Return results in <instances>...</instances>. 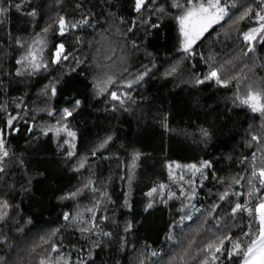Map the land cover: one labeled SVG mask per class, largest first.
I'll use <instances>...</instances> for the list:
<instances>
[{
  "label": "trees",
  "instance_id": "1",
  "mask_svg": "<svg viewBox=\"0 0 264 264\" xmlns=\"http://www.w3.org/2000/svg\"><path fill=\"white\" fill-rule=\"evenodd\" d=\"M15 2L23 4L22 11L17 12L13 7L7 19L0 25V67L4 71L14 73L18 67L15 60L22 49L15 44V38L20 37L26 43H31L36 34L47 37L44 52L46 57L51 56L49 49H52L55 43L64 42L69 51L78 49L76 55L84 60V63L71 73L66 67L50 66L47 72L32 77H0L3 80L0 85V106L7 110L0 111V127H4L3 121L8 113L15 115L20 112L16 108L17 103L28 109L27 115L20 112L27 124L21 120L16 125L20 129L19 132L6 135V143L12 156L5 165L8 174L0 181V198L9 199L13 207L8 210L10 216L6 222H0V238H8L7 242L0 244V264H5V261L8 264H38L47 246L37 248L35 253L31 252V249L42 242L41 237L65 223L63 212H74L77 203L81 208L91 206L90 192L81 195L78 201L58 199L66 192L75 191L76 187L89 177V169L94 173L92 179L97 181V187H107L113 201L111 204L105 201L98 215H107L110 220L115 219L119 224L118 230L115 225H108L105 230H113L115 239L110 242V246L95 249L89 264H116L117 260L119 264H135L139 251H143L147 256L151 250L160 252L161 255L149 257L146 264H168L192 239L195 244L191 251L195 255L205 239L216 230L217 223L222 225V233L230 234L233 238H243V233L249 231L250 218L244 213L239 214L235 220L231 219L230 206L227 202L219 201V195L225 190L227 183H232L233 178L249 174L245 171L247 162H240L243 157L247 156L250 160L252 153L256 152L259 160L261 152L255 145L248 147L246 141L251 139L250 132H262L261 117L246 107L233 104L235 80L231 81L228 88H220L208 82L197 87L193 86L192 74L206 73L209 64L214 63L217 68L223 66L221 74L225 78L240 73L247 74L249 82L264 81V44L259 40L254 41L256 51L249 53L247 57L242 55L247 51V45L241 33L256 26L254 20L246 19L233 25L231 20L226 18L213 26L197 42L194 46V59L182 61L183 54L177 51V25L171 16L161 21H157L154 16L152 20L160 24L158 28L149 29L147 33L143 30L136 32L139 52L127 50L124 37L117 34L115 27L105 31L109 28V23L113 22L126 31L135 15L131 11L130 0H110L107 4L105 0H83V10L87 12L91 9L99 23L95 29L77 30L74 34H66L65 37L56 34L55 26L50 28L47 34H44L42 29L52 23L58 14L79 18L75 4L81 0H63L60 6H57V0ZM33 9L37 13L34 18L25 15ZM102 12L104 15H101ZM108 12L115 15L107 17L108 22H105ZM119 17H124L127 24H119ZM77 37H81L83 42L77 44ZM148 53L152 55L149 56ZM201 55L204 60H201ZM122 57H126L127 65L121 63ZM178 61L181 62L182 71L175 77L165 78V70ZM193 63L195 68L192 67ZM153 64L156 65L155 68H152ZM245 64L248 67H245ZM125 66L129 67L131 73H124L125 79H132L139 72L145 71V66L151 68L154 75L150 73L145 77L146 82L135 85L131 90V96L136 103L131 105L130 112H114L111 110V102L105 103L104 96L94 98L93 82L96 77H103L106 73L120 76ZM60 78L62 83L57 85L58 94L49 101L50 105L59 111L65 106H70L68 101L72 98L82 101L81 107L69 118L71 128L77 132L75 155L70 161L66 157L68 145L63 143L64 139H67L65 134L61 133L59 137H55L49 133L45 136L40 131L41 127L47 124H55L56 117H49L46 112H33L37 106H43L44 97L38 95L43 86ZM245 91L246 88L241 87L242 95ZM33 114L36 115L34 121L31 119ZM165 115L168 117L169 128L174 131L164 130L162 121ZM33 124L35 127L29 133L27 127ZM200 126L209 128L212 133L207 145L200 142ZM108 136L112 137L109 144L97 151L96 157H92V151ZM58 144L62 147L58 148ZM134 149L138 150L141 156L136 162L134 179L129 187L126 178L120 179L127 171L126 168L122 170L120 162H130ZM85 156L88 157L85 169L74 171L73 166ZM202 160H208L213 165L205 170L208 178L203 180V187L199 173L193 177L191 170L177 169L175 164L173 170L177 179L174 183L169 181L168 169L165 166L167 163H195L199 166ZM213 174L227 183L222 184L214 180ZM180 175L184 176V180L179 179ZM29 178L32 179L31 192L23 193L21 187L27 185ZM193 179L197 195L189 202L187 195H179V189L183 186L185 193L190 194L192 185L188 181ZM106 180L109 181L107 185L103 184ZM161 182L168 184L178 198L169 200L167 204L160 203L158 198L154 206L145 211L148 198L144 193L154 184ZM9 185H12L14 190L9 189ZM228 190L246 194L247 180L241 181L240 185L232 183ZM125 192L129 194L128 203L131 210L123 206ZM260 194H264V190H261ZM244 198L240 197L239 202L243 203ZM237 199L231 197L233 202ZM181 201L189 204V208L194 205L201 211L194 212L192 220L185 221L181 227L173 229L177 241L173 243L165 239V234L169 225L174 220H179L180 213L177 210L182 206ZM213 203L221 204L222 207L213 213V219H208ZM105 207L107 212L104 211ZM206 219L208 223H202ZM28 220H31V223H26ZM125 221L133 223L130 234L123 232ZM255 228L253 221V232ZM197 229L200 231L199 235ZM63 231V237L57 239H63L65 246L61 251L70 255L72 264H76L78 257L87 258L90 241L82 239L79 232H73L71 229ZM33 234L38 236L28 239L23 246L22 243ZM120 236H126L129 241L123 251L119 250ZM244 239L246 243L247 238ZM145 245H150V249H146ZM81 246L84 247V252L80 251ZM234 259L239 264L240 258ZM189 264H197V261H190Z\"/></svg>",
  "mask_w": 264,
  "mask_h": 264
},
{
  "label": "snow or ice",
  "instance_id": "2",
  "mask_svg": "<svg viewBox=\"0 0 264 264\" xmlns=\"http://www.w3.org/2000/svg\"><path fill=\"white\" fill-rule=\"evenodd\" d=\"M63 0H57V6H60ZM105 3H110V0H105ZM131 11L135 14L131 18V23L128 24L126 31L122 30L119 25L109 23V28L105 31H109L115 27L117 34L124 37L125 45L129 52H139L140 45L136 40V32L143 30L146 33L149 29H155L160 26L158 22H153L152 17H156L157 21L163 20L165 17L171 16L177 25V51L182 53L181 60L194 59L196 52L194 46L197 41H200L204 34L215 24H219L226 18L231 20L233 25L239 24L242 21L254 20V27H249L247 31H243V41L247 45V51L242 55L247 57L249 53L256 51L253 44L254 41L259 40L264 44V0H130ZM15 8L17 12L22 11L23 4L16 3L15 0H0V25L7 19L9 12L12 8ZM85 5L83 0L75 4V10L78 12L77 16H67L64 14H58L57 18L52 23L47 24L42 32L47 34L50 28L55 26L56 34L60 37H65L66 34H74L77 30H85L87 28L95 29L96 24L99 23L95 18V13L89 9L85 12ZM235 10V11H233ZM25 15L35 17L37 15L35 9L31 12H26ZM101 15H104L102 12ZM112 12H108L105 17L114 16ZM119 24H127L124 17H119ZM237 31H240L237 29ZM131 34V35H129ZM77 44L83 42L81 37L76 38ZM15 44L22 49L21 54L15 60V64L18 66L15 72L4 71L0 67V77L7 78L8 76L32 77L41 72H47L50 66L66 67L68 72H75L79 66L84 63L79 56L76 55L78 49L69 51L64 42H58L53 45L50 57H46L44 52L47 47V37L36 34L31 43H26L22 38L16 37ZM151 56V53H148ZM201 60H204V56L201 55ZM121 63L127 65L126 57L121 58ZM156 65L153 64L152 68ZM195 68V63L192 64ZM245 67H248L245 64ZM223 66L217 68L215 64H209V70L206 73H193V86H200L208 82L214 84L220 88H228L231 81H236V91L233 96V104L237 106H243L249 109L253 114L258 113L261 117V129L262 132H250V141H246L248 147L255 145L261 152L259 160L257 159L256 152L252 153L251 159L247 156L241 159V164L247 162L245 171H248L247 176L239 175L238 178H233L232 183L240 185L241 181L247 180L248 190L247 193H241L237 191H229L232 187V183H227L213 174V179L218 180L220 183H227L225 190L219 195V201L227 202L230 206V218L235 220L239 214L246 213L250 218L249 231L243 233V238H233L230 234H224L220 231L222 225L216 224V230L211 236H208L202 247L194 255L191 251L195 240H189L187 246L182 247L168 262V264H189L190 261H197V264H237L234 257H238L239 264H264V194H260L261 190H264V81L257 83L256 81L249 82L247 74L241 75L236 73L229 78H225L222 74ZM181 62H177L168 67L164 72V77H175L178 72H181ZM124 73H130L128 66L123 68L120 76L115 73H106L103 77H96L93 82L94 98L104 96L105 103L111 102V110L130 112L132 110L131 105L136 103L135 99L131 96V90L135 85L142 84L145 81V77L152 73L151 68L145 66V71L139 72L132 79H125ZM154 75V73H152ZM63 75V74H62ZM62 83V78L56 79L55 82L49 81L41 89L39 96L44 97L42 101L43 106H37L33 110L36 112H46L49 117H56L55 124H47L41 127L40 131L43 135L47 136L52 133L55 137H59L61 133H64L67 139H64L63 143L68 145L66 157L70 161L74 155L76 148L75 141L77 140V132L74 131L69 122V118L73 116V113L81 107L82 101L77 98H72L68 101L70 106H65L61 110L53 108L49 101L55 98L58 94L57 85ZM3 84V80L0 79V85ZM241 87H245L246 91L242 95ZM16 108L20 112L28 114V109L22 108L21 103L16 104ZM0 111L6 112L7 110L0 106ZM20 112L12 115L8 113L6 119L3 121L4 127H0V181H3L8 174L6 163L11 159L12 153L10 152L6 143V135L10 136L13 132H19V128L16 126L21 120H24V116L20 115ZM31 119L34 121L36 115L33 114ZM168 117H163L162 126L166 132L174 131L169 128L167 123ZM27 124V120H24ZM35 125H28L27 131L31 133ZM200 142L207 145L208 141L212 138V133L209 128L200 126L198 129ZM112 140L111 136L104 139L96 148L92 151V157H96L97 151L105 148ZM61 148L62 145H57ZM141 153L138 150H133L131 153L130 162H120L122 164V170L127 169L126 174L120 177L121 180L125 178L128 181L129 187L134 179V170L137 166L136 162L139 160ZM108 159V157H104ZM88 157L85 156L78 160V163L73 166V170L80 172L81 169H85V165ZM118 159V158H117ZM21 163H23L21 161ZM177 169L191 170L192 176L195 177L196 173L200 174L201 187H203V180L208 177L205 174L206 169H210L213 165L208 160H202L199 166L195 163L192 164H178L175 162H169L165 166L168 169V179L171 182H175L177 177L174 174L173 165ZM250 168V171H249ZM89 177L83 180L79 184L75 191H69L62 194L58 199L60 201L73 200L78 201L81 195L86 192L91 193V206L80 207V204H76V210L63 212L62 218L65 222L60 228L53 229L46 236L41 237V243L36 244L31 249V252L35 253L37 248H47L45 253L40 257L39 264H72L70 255H65L61 250L64 248L63 239H57V237H63L64 231L71 229L73 232H79L82 239L90 241V248L88 249V257H78L76 264H89V261L93 259V253L95 249L102 246H110L115 237L113 230H105L109 224L115 225V228L119 229V224L115 219H109L107 215H98L101 210L102 204L105 201L109 204L113 203L111 196L108 193L107 187H97V181L92 179L94 173H91L89 169ZM43 175V173H41ZM180 180H184V176H179ZM6 182V181H5ZM109 181H103V184L107 185ZM188 183L192 185L190 194H186L183 186L179 189V195L184 197L187 195V199L190 202L197 193L195 190V180H189ZM9 189L14 190L12 185L8 186ZM32 189V179L29 178L27 185L21 187L23 193H29ZM6 195V194H5ZM128 193H124V207L131 210V206L128 203ZM144 195L148 198L145 211L152 208L159 198L160 203H165L176 197V193L173 192L168 184L163 182L154 184L150 187ZM237 197V201L233 202L231 197ZM167 197V199H165ZM240 197H245L243 203L239 202ZM253 201H256L253 203ZM181 207L177 210L180 213L179 220H174L169 225V230L165 234V239L176 243L174 228L181 227L185 221L193 219L194 212H200L201 210L181 201ZM13 206L7 198H0V222H6L9 218V209ZM222 207L221 204L213 203L211 205V212L208 214V219H213V213L218 208ZM104 211L108 209L105 207ZM115 212L113 211V217ZM23 219V218H22ZM208 219L202 223L207 224ZM219 219L218 217L216 218ZM255 222V231H252V222ZM31 223V220L26 221ZM22 230V229H21ZM133 230V223L131 221H125L123 232L130 234ZM200 234L197 229V235ZM97 237V239H92ZM247 242L245 243V239ZM7 236L0 238V244L7 242ZM119 250L123 251L125 245L129 243L126 236L119 237ZM227 242V243H226ZM230 245V246H229ZM75 247V245H73ZM134 247V246H133ZM150 245H145L146 249H150ZM135 250V249H134ZM80 251L84 252L83 246L80 247ZM160 252L151 250L147 256L143 251H139L135 258V264H146L149 257H159ZM223 258V259H222ZM5 264H8L5 261ZM116 264H119L117 260Z\"/></svg>",
  "mask_w": 264,
  "mask_h": 264
},
{
  "label": "rangeland",
  "instance_id": "3",
  "mask_svg": "<svg viewBox=\"0 0 264 264\" xmlns=\"http://www.w3.org/2000/svg\"><path fill=\"white\" fill-rule=\"evenodd\" d=\"M215 25H216V24H215ZM215 25H213V26H215ZM213 26H212V27H213ZM212 27H211V28H212ZM211 28H210V29H211ZM210 29H209V30H210ZM209 30H208V31H209ZM206 33H207V32H206ZM206 33H205V34H206ZM205 34H204V35H205ZM177 35H178V31H177ZM197 42H198V41H197ZM44 232H45V231H44ZM36 236H38V234H33V235L29 236V237H28V238L22 243V245L24 246V245L26 244V242H27L28 239L31 240V239H33V238L36 237ZM37 263L39 264V261H38Z\"/></svg>",
  "mask_w": 264,
  "mask_h": 264
}]
</instances>
